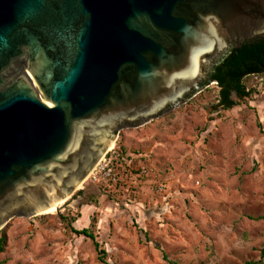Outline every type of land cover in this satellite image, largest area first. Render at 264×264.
Returning a JSON list of instances; mask_svg holds the SVG:
<instances>
[{
  "label": "water",
  "instance_id": "obj_1",
  "mask_svg": "<svg viewBox=\"0 0 264 264\" xmlns=\"http://www.w3.org/2000/svg\"><path fill=\"white\" fill-rule=\"evenodd\" d=\"M255 39L264 0H0V230L67 202L121 129L177 108Z\"/></svg>",
  "mask_w": 264,
  "mask_h": 264
},
{
  "label": "rangeland",
  "instance_id": "obj_2",
  "mask_svg": "<svg viewBox=\"0 0 264 264\" xmlns=\"http://www.w3.org/2000/svg\"><path fill=\"white\" fill-rule=\"evenodd\" d=\"M244 84L250 98L230 110L214 109L218 90L210 83L165 115L116 134L112 144L146 155L151 177H171L166 211L151 186L128 182L127 191L103 194L86 179L55 212L9 221L0 264H100L92 242L60 216H82L83 224L71 225L76 230L93 221L108 264L257 261L264 242V75Z\"/></svg>",
  "mask_w": 264,
  "mask_h": 264
},
{
  "label": "trees",
  "instance_id": "obj_3",
  "mask_svg": "<svg viewBox=\"0 0 264 264\" xmlns=\"http://www.w3.org/2000/svg\"><path fill=\"white\" fill-rule=\"evenodd\" d=\"M264 75V39H255L253 41L239 44L238 47H231L228 52L220 58L210 69L208 80L205 86L215 83L218 90L217 103L214 109L230 110L239 102L250 98L252 92L244 84V80L251 76ZM65 226L76 236H82L92 241L97 253V260L101 264H108L105 260V253L100 249V245L93 235L94 222L89 228L77 231L71 227L76 221L75 217L69 219L60 216ZM264 225V216L261 217ZM7 225L0 230V254L5 251L7 246ZM166 260V257L163 256ZM171 264V263H169ZM244 264H264V242L259 251L257 261H249Z\"/></svg>",
  "mask_w": 264,
  "mask_h": 264
},
{
  "label": "built area",
  "instance_id": "obj_4",
  "mask_svg": "<svg viewBox=\"0 0 264 264\" xmlns=\"http://www.w3.org/2000/svg\"><path fill=\"white\" fill-rule=\"evenodd\" d=\"M124 162V153L120 147L114 144V146L110 150H107L104 156L99 160L87 177V180H90V183L97 187L99 192L111 193L120 186L122 181L127 180L128 174L125 170L123 171ZM147 174V168L141 166L136 170L135 177L139 179L145 177ZM154 191L157 194L165 193L167 191V185L163 182H158L155 184Z\"/></svg>",
  "mask_w": 264,
  "mask_h": 264
},
{
  "label": "crops",
  "instance_id": "obj_5",
  "mask_svg": "<svg viewBox=\"0 0 264 264\" xmlns=\"http://www.w3.org/2000/svg\"><path fill=\"white\" fill-rule=\"evenodd\" d=\"M121 150H122V152L124 153V156H125V162H124V167H123L124 169H123V171L125 170L127 172L128 177H127V180L123 181L124 185L123 184L120 185L119 188H117V190L120 189L121 187H123L124 191H127L128 188H131L130 186H125L126 183H128V182H130L131 184L137 185V186H141L142 185L141 186V189L142 190L143 189H146L145 188L146 186L147 187L148 186H151L153 188V190H154V187H155V184L156 183L163 182L164 184L167 185V191L165 193H162V194H157L155 192V195L158 196L157 204H158V206L160 205L159 206L160 207L159 209L161 211H166L167 206H171L170 201L172 200V198L174 196V194H172L170 192V187L172 186V181H170V178L171 177H162L161 175H158V174H157L156 177H154V176L151 177L149 175L150 174V169L148 168V165L146 164V159H145L146 155H144L143 153H140V152H136V151H129V150H126V149H121ZM141 166L147 168L148 174L145 177H141V178L137 179L135 177L136 176V170L138 169V167H141ZM117 190H115V191H117ZM84 220L85 219L82 218V216L81 217L80 216H77L76 217V221L74 223H77V224L81 225V224L84 223ZM91 222H89V225H90ZM87 228H89V227L82 228L80 230L87 229ZM80 230H77V231H80ZM78 237H82V236H78ZM87 240H89V239H87ZM92 245H93V243H92Z\"/></svg>",
  "mask_w": 264,
  "mask_h": 264
},
{
  "label": "flooded vegetation",
  "instance_id": "obj_6",
  "mask_svg": "<svg viewBox=\"0 0 264 264\" xmlns=\"http://www.w3.org/2000/svg\"><path fill=\"white\" fill-rule=\"evenodd\" d=\"M23 69H24V62H21V61L15 62L14 66H13V69L10 71L8 76L13 79L14 77H16L19 74H21L23 72ZM206 82L207 81H203L202 84L203 83L205 84Z\"/></svg>",
  "mask_w": 264,
  "mask_h": 264
},
{
  "label": "bare ground",
  "instance_id": "obj_7",
  "mask_svg": "<svg viewBox=\"0 0 264 264\" xmlns=\"http://www.w3.org/2000/svg\"><path fill=\"white\" fill-rule=\"evenodd\" d=\"M113 143V142H112ZM114 146V144H112V146L110 147H108V150H110L112 147ZM81 186V185H80ZM79 186V187H80ZM66 202H64V201H60V202H58L57 204H55V205H53V206H51V207H49L45 212H43L42 213V215H46V214H48V213H51V212H55L60 206H61V204H62V206L65 204ZM62 208V207H61ZM60 208V209H61Z\"/></svg>",
  "mask_w": 264,
  "mask_h": 264
}]
</instances>
